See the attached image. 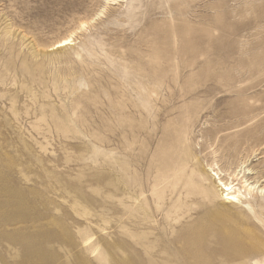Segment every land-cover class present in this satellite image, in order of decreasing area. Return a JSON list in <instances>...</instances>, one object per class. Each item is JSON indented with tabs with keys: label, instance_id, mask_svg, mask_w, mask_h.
<instances>
[{
	"label": "rangeland",
	"instance_id": "1",
	"mask_svg": "<svg viewBox=\"0 0 264 264\" xmlns=\"http://www.w3.org/2000/svg\"><path fill=\"white\" fill-rule=\"evenodd\" d=\"M212 213L238 224L225 245ZM261 247L264 0H0V264Z\"/></svg>",
	"mask_w": 264,
	"mask_h": 264
},
{
	"label": "bare ground",
	"instance_id": "2",
	"mask_svg": "<svg viewBox=\"0 0 264 264\" xmlns=\"http://www.w3.org/2000/svg\"><path fill=\"white\" fill-rule=\"evenodd\" d=\"M117 1V0H116ZM137 3V2H136ZM138 5V4H137ZM135 8H137V7H135ZM136 10V9H135ZM129 17V16H128ZM168 17V16H167ZM71 35H67V37H65V38H62V39H60V41H58V43H56V47H61V46H64V45H66V44H69L70 42H71ZM174 77V76H173ZM186 168V164H178V165H175V166H172V168H171V170H172V173H180V172H184L185 169ZM215 177V176H214ZM161 182V181H160ZM221 182V181H220ZM233 183V182H232ZM222 184V183H221ZM223 185V192L224 191H226V193L224 194V199L226 200V202H228V203H231L233 200H235V199H237V196H239L234 190H232V185H231V183H227V184H222ZM248 186V185H247ZM251 187V186H250ZM220 193V192H219ZM222 194V193H221ZM220 194V195H221ZM221 209V208H220ZM219 209V210H220ZM224 209V208H223ZM219 210H218V212H219ZM217 211V210H216ZM221 211V210H220ZM211 212H212V209H211ZM210 212V213H211ZM213 212H215V211H213ZM223 212V211H222ZM191 213V212H190ZM213 214V213H212ZM211 214V215H212ZM215 214V213H214ZM213 214V215H214ZM220 214H221V212H220ZM226 213H224L223 212V215H225ZM208 215H210V214H208ZM212 215V216H213ZM216 215H217V213L214 215V217H216ZM229 215V214H228ZM227 216V215H226ZM210 217V216H209ZM218 217V216H217ZM216 217V218H217ZM186 218V217H185ZM206 219H207V217H206ZM231 219V218H230ZM207 220H209V219H207ZM214 219H212V221H213ZM216 220V219H215ZM218 225L220 226H217L216 225V228H214L213 229V232H214V235L218 238L217 239V241H220V244H223V245H225V243H226V241L227 240H232L233 239V236H236L238 233H239V231H240V229H239V227H238V224L236 223V222H231V224L232 225H230V229H224V227H225V225H226V223L229 221V220H227L226 218H225V216L223 217L222 215H220L219 217H218ZM230 222V221H229ZM213 223V222H212ZM208 224H210V221H209V223ZM217 224V223H216ZM247 225V224H246ZM245 226V225H244ZM221 228L222 229H224V231H222L221 232ZM244 229V228H243ZM251 229V228H250ZM247 230H248V228H247ZM243 232H244V230H242ZM241 231V232H242ZM223 232H225L226 233V235L227 234H229L230 235V237L229 238H225L226 236H222V234L221 233H223ZM248 234H250L249 232H248ZM252 235H253V233H252ZM240 236V235H239ZM249 236H251V234L249 235ZM254 237V236H253ZM236 239H237V237H236ZM239 240H240V238H239ZM235 240H233V242H234ZM229 242V241H228ZM227 242V243H228ZM232 243V242H231ZM257 246V245H256ZM259 246V245H258ZM257 246V247H258ZM260 247V246H259ZM261 249V251H262V247L260 248ZM253 250H256V249H253ZM250 251V250H249ZM263 251H264V249H263ZM262 251V252H263ZM254 252V251H253ZM257 252H258V250H257ZM260 252V251H259ZM258 252V253H259ZM261 253V252H260ZM247 254H248V252H247ZM246 255V254H245ZM225 257V256H224ZM242 257H240V259H241ZM238 259V258H237ZM255 264H258V263H255Z\"/></svg>",
	"mask_w": 264,
	"mask_h": 264
}]
</instances>
